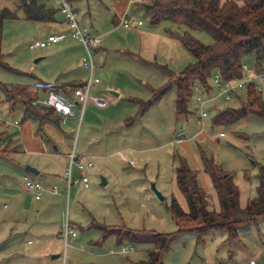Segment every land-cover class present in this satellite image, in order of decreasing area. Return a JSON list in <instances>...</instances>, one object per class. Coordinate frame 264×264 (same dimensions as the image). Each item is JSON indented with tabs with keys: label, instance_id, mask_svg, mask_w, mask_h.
<instances>
[{
	"label": "rangeland",
	"instance_id": "obj_1",
	"mask_svg": "<svg viewBox=\"0 0 264 264\" xmlns=\"http://www.w3.org/2000/svg\"><path fill=\"white\" fill-rule=\"evenodd\" d=\"M72 3L79 9L81 23L96 33L101 32L99 23L109 11L107 6L110 7L107 0H72ZM21 4L22 0H0V8L18 9ZM48 4L57 9L55 21L7 20L0 37V48L11 66L31 71L51 82L58 71L65 70V67L60 68L65 61L59 51L63 43L36 49L29 47L31 43L47 38L53 31L59 33L69 29L62 22L63 15L56 1L48 0ZM139 11L134 10L136 14H141L139 18L145 27L153 26L151 13L147 9L141 13ZM18 13L22 14L21 11ZM171 25L165 19L154 27L165 31ZM128 31L123 25L118 26L110 38L112 44L108 45L106 41L104 44L113 49L122 47ZM190 32L204 44L215 43L214 38L205 31L191 29ZM169 45L165 43L167 49ZM78 51L77 48L74 62L83 56ZM175 52L176 60H182V63L175 67L169 65L172 70L179 72L184 62L187 65L195 60L183 44ZM118 55L116 51L112 52L107 61H99L95 55L96 63L99 61L102 66L96 68L95 76L100 78L101 83L93 88V92L103 90L108 95V85L119 86L122 94L147 100L152 97L153 89L163 86L170 79L168 71L158 64V60L146 62ZM42 56L44 58L37 62ZM244 64L249 71L253 70L249 76L264 71V59L258 63L254 55L248 56ZM31 77L9 70H2L0 76L5 83L17 84L34 83L35 79ZM254 81L262 86L264 97V79ZM196 90H200L199 84L195 85ZM175 91L173 88L165 94L132 124L130 119L135 117L140 105L125 100L118 107L111 105L109 108L88 103L81 119L74 120L73 124L69 120L66 124L51 125L49 129L54 134L58 151L53 145L48 146L45 154L33 159L41 173L29 174L44 185L59 186L63 192H44L42 198L37 200L25 187L27 171L23 164L27 157L9 140L15 135L12 132L18 130L15 120L23 119V111L21 106L11 110L10 103L3 101L7 91L0 87V131L5 129L0 132V149H6L5 152L0 151V264H140L147 261L149 251L156 249L157 240L154 244L148 241L153 236L143 235L141 241H135L137 239L128 236L127 229L159 233L177 230V224L167 207L172 200L173 185H176L175 171L179 166V157L185 153L175 140L182 129L188 136L190 130L197 127L199 116V111L195 110V97H192L190 122L186 121L185 116L177 118ZM237 92L231 100L219 97L218 104L222 109L240 105V99L246 98L247 89L239 88ZM40 97L43 99L45 95L40 93ZM217 106L216 109H221ZM89 115L95 117L97 124L94 125L96 129L92 127V131L88 132L86 122ZM106 118L107 121L112 118L115 126L123 124V127L118 128L117 132L107 133L106 125L109 122H99ZM208 120L209 117L205 120L206 127ZM242 121L247 122L239 130L243 136L229 129L232 125L224 126L229 130L227 138L217 140L218 144L205 141L201 145L208 155L217 157L234 176L239 172L245 176V171H248L255 190L258 168L253 162L264 166V119L250 114L239 122ZM65 130L69 131L67 137ZM94 133L104 135V138L94 143L91 140ZM243 140L247 145L238 143ZM76 142L77 153L91 157L94 167L88 172L89 187L73 185L68 196L65 173L69 167V157L64 153H70ZM192 143L197 150L196 142ZM29 162L33 164L30 159ZM74 173L79 175L76 167ZM155 188L162 192L163 200L157 197ZM213 207L210 200V208ZM66 220L76 225L77 232V236L69 237L67 242L63 235ZM99 223L104 227L98 226ZM41 228L51 234L42 235ZM239 233L240 241L229 242L226 241L225 231L218 228L211 230L204 241H199L195 232H180L171 248L163 254V263L250 264L253 260L255 264H264V219L242 225ZM124 248L128 249L126 253L122 252ZM54 255L59 256L53 259Z\"/></svg>",
	"mask_w": 264,
	"mask_h": 264
},
{
	"label": "trees",
	"instance_id": "obj_2",
	"mask_svg": "<svg viewBox=\"0 0 264 264\" xmlns=\"http://www.w3.org/2000/svg\"><path fill=\"white\" fill-rule=\"evenodd\" d=\"M51 1V0H49ZM58 10L61 12L60 7ZM27 20L48 22L55 21L57 9L48 4V0H22L18 9L9 7L0 8V37L5 22L21 18ZM147 12L151 13V22L158 24L167 19L176 24L175 29H169L172 36L177 37L181 43L193 54L194 61L189 63L181 72L175 73L166 66L170 76L163 86L153 89L152 97L138 101L139 109L135 117H131L130 124L142 117L162 97L175 88L176 116H187L191 111L189 103L194 95L195 85L205 93L213 90L211 78L215 73L220 74L223 80L234 82L246 76L243 68L245 59L254 55L258 63L264 59V0H151L147 5ZM201 30L210 34L214 44H204L195 39L190 30ZM2 70L25 73L11 66L5 60V54L0 48V76ZM82 83L72 84L71 87ZM257 82L247 86L246 98L240 99L238 107H225L219 109L212 117L214 125L230 126L250 114L264 119L263 90L257 88ZM0 87L7 91L6 102L10 103L11 110L21 106L24 110V120L27 118L38 121V130L41 131L45 122L61 124V116L54 108L37 103L38 94L32 93L27 85L5 83L0 78ZM44 88L58 92L56 85L44 84ZM133 99V98H132ZM48 143L51 142L47 139ZM4 149L0 151L5 152ZM203 167L212 179L216 189L220 210L210 208L209 193L199 180V171L193 168L186 159H179L176 168V181L184 194L188 211H185L175 196H172L167 207L177 224V230L170 233H159L147 230L127 229L128 236L141 241L143 235L153 236L156 249L149 251V259L140 264H164L163 254L167 252L180 232H195L199 241L213 229H221L226 233V241H240L239 228L250 222L257 223L264 219V166L253 162L258 168L255 177L258 181L256 195L251 198L245 208L239 203V189L234 182V173L216 162L205 150L200 152ZM245 178L252 180L248 171ZM100 227L101 224L99 223ZM107 230V229H106ZM140 239V240H139Z\"/></svg>",
	"mask_w": 264,
	"mask_h": 264
},
{
	"label": "crops",
	"instance_id": "obj_3",
	"mask_svg": "<svg viewBox=\"0 0 264 264\" xmlns=\"http://www.w3.org/2000/svg\"><path fill=\"white\" fill-rule=\"evenodd\" d=\"M54 1H56V0H54ZM69 1L71 2L72 6H73L72 0H69ZM101 1H103V0H101ZM150 1L151 0H107V3L110 5V7L107 6L109 11L105 15V17L101 18V22L99 23V27L101 28V32L96 33L93 31L92 28L90 30V27H88V25H86L85 23L82 24L81 21L79 20L80 24L82 26L87 27L92 34L100 35L103 38L102 46L93 51L94 60H95V55H96L100 59L99 61H102V60L107 61L109 55L112 54V52L116 51V53L119 54L120 57L122 56L125 58H131L133 60L134 59L135 60L143 59L146 62L151 61V59H153L155 61L158 60L159 61L158 64L160 66H166L168 68H169V65L175 67L177 64L182 63L181 62L182 60H176L177 55L175 52L177 50V48L179 47V45L182 43L177 37L172 36L169 32V29H175L177 27L176 24H174L170 21L172 24L171 26H174V27L176 26V27L170 28L171 26H168V28H166L165 31L155 29L154 26H157L159 23L158 24L152 23L153 26H151V27H145L144 22L141 25L138 24V21H142L141 18H139V16L141 17V14H136L137 12L135 13L134 10L139 9L140 13H141V11L143 12V10L147 9V5L150 3ZM56 3L59 6V3L57 1H56ZM73 8L77 11V13L79 15V9L75 8L74 6H73ZM141 8H143V9H141ZM88 13H90V12L88 11ZM125 15H127V17L130 20L131 25L129 27H125L122 24V19ZM21 18H23L22 15H21ZM62 22L67 26V28H69L68 31H60L59 33H56L53 31L49 35H52L55 33L65 35V38L63 40L56 42V43H52L54 45H58L59 43H63L61 48H59V51H61V53H62L61 58H65V61H64L63 65L60 66V68L65 67V70L64 71H58L56 73V75L54 76V79L51 82L49 80H46L44 77L42 78L39 75H36L35 73H33L31 71H25V72H28L26 74V76L31 75L32 76L31 78H34L35 82L34 83L29 82L30 84L29 83H27V84L22 83V84L27 85L32 93H36L39 95L37 101L42 100V98L40 97V93H43L45 95V97L49 93L48 92L49 90L44 88V84L56 85V87H66L65 90L58 88V90H59L58 93L65 96V97H68L70 99L76 100V98L74 97V94H73L74 89L76 87L73 88V87H71V85L75 84V83L76 84L82 83L80 86L85 85V83L87 82V80L89 79V77L91 75L94 77H98V76H95L96 68L102 66V64H100V62L98 61V63H96L97 66L92 71L91 68L83 62V57L86 55L85 47L83 46V44L78 39L74 38L71 35L72 29L67 24V22L65 21L64 16H63ZM115 23H117V25H115ZM120 25H123L125 28H127L129 30L128 34L125 38V44L120 48H114V49L109 48L107 45L104 44V42L106 41L108 43V45L112 44V41L110 38L115 33V30L117 29V27ZM70 29H71V31H70ZM166 42L170 43L168 49L165 47ZM49 45H51V44H49ZM77 48L79 49L78 52L82 53L83 56H81L82 58H80L79 61L74 62L75 53L77 51ZM43 58H44V56L39 57L36 61L38 62V61L42 60ZM182 65H184V66H182V68L184 69L188 64L186 65V63L184 62ZM183 69H180L179 72H181ZM170 70L175 72V73H179L177 70H172V69H170ZM22 71L24 72V70H22ZM252 71L253 70L249 71V74H247L248 77H249V75H252ZM20 74H22V73H20ZM23 74H25V73H23ZM99 83H101V80L91 88V93L95 94V95L104 96L108 99L109 105L105 108H109V106H111V105L118 107L121 104V102H123L125 100L129 101V102L131 101V102H137L138 103V101L134 100V98L142 99L140 97L128 96L126 94H122L121 87H119V86L108 85L107 86L108 95L105 94L103 90L102 91L98 90L97 92H93V88L96 85H98ZM211 85L213 87V90L210 93H207V92L202 93L203 92V91H201L202 89H200L198 91L196 90L194 92L193 97H195V102H196L195 110L199 111V116L197 118V127L194 126L190 130L188 136H185L186 132L184 129H182L181 131L183 133L181 135H179V133L181 132L180 131L177 134L175 141L178 142L179 147L185 153L183 155H180L179 159L180 158L186 159L188 161V163L193 168H195L199 171V180H200L202 186L209 193L210 200H212L214 207L217 210H220V203H219V199H218L216 189L214 187V184L212 182L210 175L208 173H206L204 170L203 163H202L201 156H200L201 149L205 150L204 146L201 145L203 142L207 141L210 143L218 144L217 140H219L221 138H227L229 135V133H228L229 130L224 128V126L214 125L212 123V117L219 110V109H216L215 105L220 106V107H218V106L217 107L222 109L221 105L218 104L219 103L218 99H219V97H222V95H220L218 88L214 85V83L212 81H211ZM77 87H79V86H77ZM246 89H247V87H246ZM199 97H203L204 98L203 101L202 100L200 101ZM143 100H145V99H143ZM192 100H193V98L191 99V101L189 103V107H190V104L192 103ZM89 104L95 105L92 102H90ZM78 108H79V105L76 107L77 113L81 112V109L79 111ZM84 110H83V112H84ZM22 111H24V110L22 109ZM114 111H111V112H114ZM137 111H138V109H137ZM203 111H207L208 115L205 117L202 116ZM190 113H192V112H190ZM190 113L187 116H185L186 121H188V122H190V118L192 115ZM112 114L113 113H111L110 115H112ZM208 117H209L208 124H207L208 127H206L205 120ZM76 119H81V116L79 114H74L68 118L67 122H69V120H70L71 123L73 124L74 120H76ZM82 120H83V118H82ZM107 120H108V118L103 119V120L100 119L99 122H109L106 125L107 126L106 132L109 134H111L112 132H117L118 128L120 129L121 127H123V124L122 125L118 124V126H115L114 122H112L113 121L112 118L110 121H107ZM61 123H62V121H61ZM246 123L247 122H245V121L237 122V123L233 124L231 127H229V129H231L233 132L237 133L236 135L243 136L239 130L244 125H246ZM15 124L18 125L17 126L18 130H15L12 132V134L14 133L15 135L12 138H10L9 140H11V144H13L14 146H17L19 148V150L22 151L26 155V157H27L25 160L26 162L23 164L24 170H26L27 165H30V166L34 167L37 170V172H31V171L26 170L28 175H30L29 174L30 172L31 173H38V174L41 173L40 167L35 163V161L33 159L36 160V159H38V157L40 155L45 154L48 151V146L51 147L53 145L54 149H56V151H58V145L55 144L54 134H53V132H51V129H49V127H51V125L53 126L56 124H54L52 122H45L42 125L41 131L37 132V130L39 128L38 127V125H39L38 121L35 119H31V118H27L26 120H24V112H23V119L20 121L15 120ZM96 124H97V122H95V117L89 115V117L87 118V122H86L88 132L92 131V127L94 128V125L96 126ZM208 128H209V130L207 131ZM94 129H96V128H94ZM217 129H219V130H217ZM3 131H5V129H3ZM3 131H0V132H3ZM222 131L225 132V136L220 135V133ZM67 132H69V131L65 130V132H64L66 137L69 135ZM47 133H49V134H47ZM102 138H104V135L94 133L93 136L91 137V140L94 143H96L100 139L102 140ZM47 139H50L51 142L48 143ZM193 141L196 142V144H197V146H195V148L197 147V150L193 148V145H192ZM238 143L240 145H247V142L245 140H243L241 142L238 141ZM76 148H77V142H76ZM17 149L15 151H17ZM68 154L69 153H67V152L64 153L65 156H68ZM78 155L82 159H91V157L86 156V155L84 156L83 154H78ZM28 159L32 160L33 164L30 162L28 163ZM214 159L216 160V162L220 163L224 167V169L230 170L229 168L225 167L224 164L221 163L217 157H214ZM93 167H94V165H93ZM78 173H79V171H78ZM88 175H89V173H88ZM234 182L239 189L240 206L242 208H245L247 206L249 200L256 195V187L254 190V186L251 183L252 181L251 182L248 181L242 172H239L236 176H234ZM175 183H176V185H173L172 194H173V196L176 197V199L178 200V202L180 203L182 208L185 211H188L187 200H186L184 194L182 193V191L180 190V188L178 187V184L176 181V173H175ZM257 184H258V181L256 179V185L255 186H257ZM70 189H68V196H69ZM62 192H63V190H61V193ZM40 231H42V235H44V236H49V234H51L48 230L43 229V228H41ZM59 233H60V231H59ZM61 234H62V231H61ZM68 239L67 240L65 239L66 242L68 241ZM28 242L32 243V240H29ZM124 249H122V252L126 253L128 249L127 248H124ZM58 256L59 255H54L53 259L57 258Z\"/></svg>",
	"mask_w": 264,
	"mask_h": 264
},
{
	"label": "built area",
	"instance_id": "obj_4",
	"mask_svg": "<svg viewBox=\"0 0 264 264\" xmlns=\"http://www.w3.org/2000/svg\"><path fill=\"white\" fill-rule=\"evenodd\" d=\"M56 1L59 3L60 10L65 18V21L72 29L71 35L74 38L78 39L85 47L86 55L83 57V62L88 65L93 71V69L97 66L93 58V51L102 46L103 38L100 35L92 34L87 27L80 24L78 13L73 8L69 0ZM122 24L125 27H129L131 25L127 15L123 17ZM138 24L141 25L142 21H138ZM64 38V34H52L45 39L37 40L31 43L29 47L30 49L43 48L48 46L49 44L59 42ZM243 68L245 72L249 71V67L246 64H244ZM253 79H264V71L257 72L253 76L249 77L246 74L243 79L234 82L223 80L220 74L215 73L211 78V81L218 88L220 95H222L227 100H231L233 96L236 95L235 92H237L239 88H245L249 83L255 82ZM99 81L100 79L98 77H94L91 75L85 85L76 87L73 92L76 100L65 97L56 91H50L44 99L37 101V103L54 108L55 111L61 116L62 123L65 124L70 116L74 114H79L81 116L83 110L90 102L94 103L100 108H105L109 105V101L106 97L91 93V88ZM257 88L261 90L262 86L258 83ZM203 99V97H199L200 101H203ZM78 105L81 106V113H77L76 107ZM207 115V111L202 112V116L205 117ZM182 133L183 132L181 131L179 135H181ZM220 135L225 136V132L222 131ZM71 149L72 151L68 154L69 167L65 173L67 188L70 189L73 185L79 184L88 187L90 184V177L88 175V172L93 167L94 162L91 159H82L78 155L76 151V143L72 145ZM74 167H76V169L79 171L78 176H76L74 173ZM24 182L25 187L34 194V197L37 200L42 198L44 192L49 191L54 194L61 193V189L59 186L44 185L28 174L24 176ZM63 235L66 240L69 237H76V225L70 223L69 220H66V222L64 223ZM250 264H255V262L252 260L250 261Z\"/></svg>",
	"mask_w": 264,
	"mask_h": 264
},
{
	"label": "water",
	"instance_id": "obj_5",
	"mask_svg": "<svg viewBox=\"0 0 264 264\" xmlns=\"http://www.w3.org/2000/svg\"><path fill=\"white\" fill-rule=\"evenodd\" d=\"M26 170L27 171H31V172H37V170L34 167L30 166V165H27L26 166ZM155 192H156L157 197L160 200H163L164 199V196L162 195V193L160 191H158L156 188H155Z\"/></svg>",
	"mask_w": 264,
	"mask_h": 264
}]
</instances>
